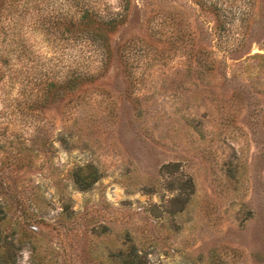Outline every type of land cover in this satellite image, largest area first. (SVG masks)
Returning <instances> with one entry per match:
<instances>
[{
	"label": "rangeland",
	"instance_id": "rangeland-1",
	"mask_svg": "<svg viewBox=\"0 0 264 264\" xmlns=\"http://www.w3.org/2000/svg\"><path fill=\"white\" fill-rule=\"evenodd\" d=\"M131 253L264 264V0H0V264Z\"/></svg>",
	"mask_w": 264,
	"mask_h": 264
},
{
	"label": "trees",
	"instance_id": "trees-1",
	"mask_svg": "<svg viewBox=\"0 0 264 264\" xmlns=\"http://www.w3.org/2000/svg\"><path fill=\"white\" fill-rule=\"evenodd\" d=\"M125 1H128V0H125ZM116 21V19L114 18V19H112V20H110V21H108V23H109V25L108 26H110V27H114L115 25H117V22H115ZM103 21H101L100 22V20H93V19H90V18H85V20H83V22H82V25H83V27L85 28V29H87L86 27L88 26V27H90V25L91 26H93V28L95 29V30H97L98 31V33H100L99 31H100V29L101 28H104L103 27V23H102ZM86 25V26H85ZM101 34V33H100ZM100 34H98L99 35V37H100V40H102V41H100L99 40V42H100V45H103L104 46V49H106V47H105V45H104V43H103V39H102V34L100 35ZM106 56H107V52H106ZM107 60V59H106ZM92 169V168H91ZM90 169V174H93V178L91 179V180H94L95 179V176H94V169H92L91 170ZM132 254V253H131ZM130 254V255H131ZM123 263H125V264H145V261L144 260H142V257L140 256V255H138V254H136V253H133L132 254V256H130V257H128V258H126L124 261H123Z\"/></svg>",
	"mask_w": 264,
	"mask_h": 264
}]
</instances>
